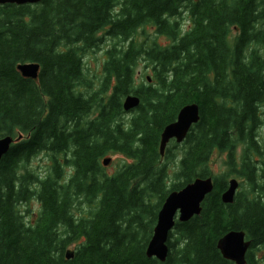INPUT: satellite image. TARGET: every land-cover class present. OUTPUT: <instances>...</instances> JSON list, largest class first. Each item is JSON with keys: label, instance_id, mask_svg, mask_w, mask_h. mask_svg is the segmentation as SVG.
<instances>
[{"label": "trees", "instance_id": "obj_1", "mask_svg": "<svg viewBox=\"0 0 264 264\" xmlns=\"http://www.w3.org/2000/svg\"><path fill=\"white\" fill-rule=\"evenodd\" d=\"M255 22H264V0L0 4V137L15 139L0 160V264H234L216 246L230 230L251 241L246 263L264 264V185L247 161L244 194L221 202L225 178L212 176L200 214L175 222L165 261L145 255L166 195L209 176L212 150L243 137L264 102V58L250 48L264 39ZM100 44L93 80L83 57ZM23 62L39 64L37 78L20 74ZM128 94L140 102L124 111ZM192 102L199 121L177 143L170 172L160 133ZM38 154L48 159L41 173L30 164ZM107 157L119 159L111 173Z\"/></svg>", "mask_w": 264, "mask_h": 264}, {"label": "water", "instance_id": "obj_2", "mask_svg": "<svg viewBox=\"0 0 264 264\" xmlns=\"http://www.w3.org/2000/svg\"><path fill=\"white\" fill-rule=\"evenodd\" d=\"M38 0H0V4H26L35 3ZM40 66L36 62H23L17 64V70L23 77L37 78ZM140 99L134 94L126 95L122 100V108L129 111L139 105ZM199 107L196 103H186L183 105L174 121L166 124L159 140V152L164 154L165 148L170 140L181 143L192 125L199 121ZM21 135H18L19 139ZM11 135L0 137V160L9 151L14 141ZM102 163L108 165L110 158H104ZM264 176V169L262 170ZM214 180L211 176L195 177L181 188L170 191L162 201L157 211L156 222L152 229V234L145 247V255L149 258H156L164 262L168 254L167 239L172 231L175 222L188 221L195 215L200 214L201 204L204 198L212 191ZM238 181L230 178L225 189L220 194L221 202L231 204L234 201ZM251 241L246 239L245 232L242 230H230L223 234L217 240V248L224 259L232 261L234 264H247L246 252ZM73 257V250L68 249L65 252V258Z\"/></svg>", "mask_w": 264, "mask_h": 264}, {"label": "rangeland", "instance_id": "obj_3", "mask_svg": "<svg viewBox=\"0 0 264 264\" xmlns=\"http://www.w3.org/2000/svg\"><path fill=\"white\" fill-rule=\"evenodd\" d=\"M181 24H187L186 17L182 16L180 20ZM259 23H255V27L258 28ZM264 27V23L261 24ZM147 33L154 35V31L151 27L148 26ZM232 31V30H231ZM231 38H233V32H230ZM157 42L160 45H165L169 42L163 36L158 37ZM101 46L97 49L88 51L83 57L84 62L87 66V72L90 75V78L95 80L98 75L101 61L103 59V52L105 44H100ZM250 48L257 49L261 57L264 58V39L261 42H251ZM250 50V49H248ZM248 52V51H247ZM246 52V53H247ZM145 69V63L142 59L138 60L136 66V76L140 74V71ZM147 70V69H146ZM263 81H264V71ZM138 80V78H136ZM256 118L252 122L247 123V128L243 137H239L237 134L232 135V147L229 149H218L215 147L210 154L207 163L205 165L209 176L224 177L226 181V186L230 178H235L238 181V187L236 193L244 194L249 189V180L244 174L245 171H241L242 163L244 161L249 162V165L252 166V175L256 185H264V176L262 170L264 169V102L259 103L256 106ZM129 117L128 114L125 116ZM182 144H177L174 140L168 142L167 146L170 150L168 152V157L162 159V163H165L170 167V172L174 170V165L177 164V161L181 157ZM166 149V148H165ZM165 152V151H164ZM119 161V159H118ZM117 160H112L107 167L108 172H112L115 166L118 164ZM48 159L44 154H38L35 156L30 164L38 172H43ZM245 165V164H244ZM247 166V165H245ZM169 182L176 181L173 179V176H169ZM32 210L36 209L38 206L37 203H31ZM72 248V247H70ZM257 256L260 254L258 250H254Z\"/></svg>", "mask_w": 264, "mask_h": 264}, {"label": "flooded vegetation", "instance_id": "obj_4", "mask_svg": "<svg viewBox=\"0 0 264 264\" xmlns=\"http://www.w3.org/2000/svg\"><path fill=\"white\" fill-rule=\"evenodd\" d=\"M255 23H258V22H255ZM264 22H262V23H259L260 25V27H258L257 29H262L263 30V32H264V27L263 26H261V24H263ZM256 28V27H255ZM263 37H264V33H263Z\"/></svg>", "mask_w": 264, "mask_h": 264}]
</instances>
